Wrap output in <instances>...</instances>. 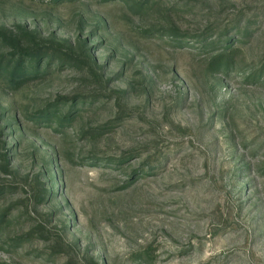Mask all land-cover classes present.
<instances>
[{"label": "rangeland", "instance_id": "1", "mask_svg": "<svg viewBox=\"0 0 264 264\" xmlns=\"http://www.w3.org/2000/svg\"><path fill=\"white\" fill-rule=\"evenodd\" d=\"M0 264H264V0H0Z\"/></svg>", "mask_w": 264, "mask_h": 264}]
</instances>
